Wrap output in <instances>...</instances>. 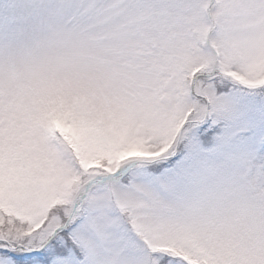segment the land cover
<instances>
[{
    "label": "snow or ice",
    "instance_id": "snow-or-ice-1",
    "mask_svg": "<svg viewBox=\"0 0 264 264\" xmlns=\"http://www.w3.org/2000/svg\"><path fill=\"white\" fill-rule=\"evenodd\" d=\"M0 264H264V0H0Z\"/></svg>",
    "mask_w": 264,
    "mask_h": 264
}]
</instances>
